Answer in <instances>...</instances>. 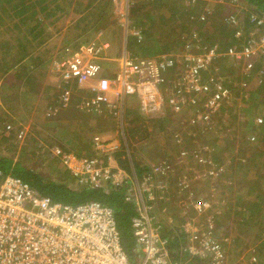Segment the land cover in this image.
I'll use <instances>...</instances> for the list:
<instances>
[{"label": "rangeland", "instance_id": "obj_1", "mask_svg": "<svg viewBox=\"0 0 264 264\" xmlns=\"http://www.w3.org/2000/svg\"><path fill=\"white\" fill-rule=\"evenodd\" d=\"M249 6L247 0H231L229 3L228 0H54L51 7L55 11L51 17H40L42 30L30 32L23 26L19 32L18 29H11L12 32L3 33V38L0 36L1 40L11 41L12 37V46H16L15 53L9 51L8 64L27 55L22 61L26 67L19 70L17 67H21L22 63L16 66L4 76L5 83L0 84V157L36 167L37 171L57 181L66 178L73 181L68 177L70 171L68 175L61 172L66 167L58 152L68 153L66 149H69L77 153L78 159L93 157L95 153L91 143L95 138L103 139V136L120 140L122 135H127L130 141L128 155L136 166L148 162L147 155L164 157L161 161H167V164L158 162L154 166L174 168L168 182L178 180L179 184L182 181L180 179H186L189 183L185 192L177 190L173 191L176 194H170V191L164 196L169 202L166 212L163 211L169 213L177 227L185 223L191 234L189 236L195 235L198 239L209 236L218 240L228 258V262L225 259L220 264H247L256 260L257 255L261 256L264 264V245H261L264 240V156L257 161H250L253 157L252 148L257 142L252 128L263 127L264 115L225 113L221 111V106L216 116L196 126L188 121L192 112L167 111L162 120L142 121L147 133L144 137L130 135L132 130L128 129V118L121 125L122 121L117 116L114 119L103 116L109 112L105 109H102L104 113L99 112L97 115L78 109L77 112V103L62 110L57 118H52V114H57L54 107L58 93L54 88L57 77L51 64L62 54L93 44L104 64V75L109 77L106 71L116 68V60L123 54V48H128L129 52L131 48L141 51L149 44L151 47L147 52L150 58H155L161 55L159 51L164 52V46H168L178 50L175 54L179 57L174 72L165 74L166 86L168 81L170 83L175 78V70L183 63L184 56L201 51V40L196 43L188 41L184 45L176 41L182 28H190L194 24L193 20L205 21L209 28L205 31L207 37L211 44L221 49L230 39V31L219 28L224 25L225 13L234 7L235 12H227L230 17L226 21L230 24L233 22L231 17L244 15L249 11ZM51 7L49 12H52ZM209 15L217 16L209 22ZM124 28L130 29L129 32ZM138 28L146 30L149 35L140 44L132 39V32H137ZM172 31L175 33L172 34ZM229 50L233 48L224 51ZM254 61L251 60V63ZM228 63L235 72L239 70L236 76L229 69L227 76L208 72L204 77L211 82L238 81L237 85L240 86L247 85L246 79L253 78L250 73L252 69L247 71L249 64L242 60L222 59L218 64L219 70L226 68ZM238 73L244 80L238 78ZM229 76H235L238 80ZM91 96V93L85 94L86 98ZM127 106L136 109L135 102ZM159 122L165 125L161 127ZM206 127L210 128L204 129ZM58 133L64 139H59ZM157 142L170 150V154ZM51 149V156L55 158L50 156ZM124 160L121 157V162ZM255 196H258L256 201ZM200 198L205 199L209 207L199 215L190 202L195 203ZM164 199L160 203L162 206L165 205ZM246 206L251 210L248 211ZM181 239L185 241L182 236ZM193 245L196 250L202 246L198 241L193 242ZM205 262L203 260L197 264H207Z\"/></svg>", "mask_w": 264, "mask_h": 264}, {"label": "built area", "instance_id": "obj_2", "mask_svg": "<svg viewBox=\"0 0 264 264\" xmlns=\"http://www.w3.org/2000/svg\"><path fill=\"white\" fill-rule=\"evenodd\" d=\"M256 19L252 16L251 21ZM231 20L233 24L237 23L236 17H231ZM256 26L259 28L253 33L259 34L260 40H251L250 47L242 51L222 52L216 47L205 46L198 54L184 56L183 63L175 70V78L166 86L165 74L174 72L177 54L138 58L126 53L116 60L115 74L110 78L104 75V64L93 44L71 49L55 60L52 67L59 77L58 103L64 108L74 97H79V110L101 113L105 109L120 118L122 125L130 99L139 104L138 113L143 120L161 119L167 111L180 112L187 108L192 112L188 121L192 125H201L219 113L224 99L230 95L229 89L218 80L208 81L204 74H218V64L222 59L250 63L257 55L264 57L262 19L257 20ZM238 35H243L240 29ZM135 36L140 41L143 39L137 32ZM262 75L264 69L259 72V78ZM87 93L92 96L86 98ZM120 147L117 141L105 142L95 138L93 157L78 159L73 153L60 152L58 156L70 175L82 180V186L96 188L109 183L116 188L129 187L136 207L130 227L137 249L142 254L140 264H178L173 263L169 252L170 243L175 238L172 233L177 229L176 223L169 216L157 214L159 202L168 193L170 168L152 166L138 180L114 160ZM178 187L185 191L189 183L182 179ZM198 200L192 202V207L200 214L209 207V203L202 198ZM187 227H178L179 233L188 240L186 243L181 241L179 248L186 262L183 264H197V260H206L207 264H220L225 259L228 262L218 240L209 236L201 239L189 236ZM197 241L202 246L196 250L193 242ZM0 264L133 263L123 247L113 207L94 201L77 206L55 202L23 180L0 172Z\"/></svg>", "mask_w": 264, "mask_h": 264}, {"label": "trees", "instance_id": "obj_3", "mask_svg": "<svg viewBox=\"0 0 264 264\" xmlns=\"http://www.w3.org/2000/svg\"><path fill=\"white\" fill-rule=\"evenodd\" d=\"M230 1L231 0H228V3ZM247 3L250 4L248 8L249 11L244 15L239 14L238 17L236 18L237 21L236 24L233 23L228 24L226 21V18L230 17L227 16V12L229 11L235 12L234 7H232V9L229 8L230 10L229 11L227 10V12L225 13L224 25L222 24L221 26H219V28L220 29L227 28L231 33L229 32L228 34L230 38L229 43L222 46L221 49L217 48L219 51L221 50L222 52H227L224 50L230 48L242 51L245 47L247 46L250 47L251 44L249 42H251V40H255V41L260 40L259 34L256 35L253 33V31L259 28L256 26L257 20L262 19V22L264 24V0H247ZM53 4H54V0H0V29L2 30V31L0 30V36H2L3 38L4 36L3 33L4 32L10 33L12 32L10 31L11 29H13L14 31L15 29H18L17 32H19L20 31L19 28L23 26L27 27V30H29L30 32H34V31L36 32L38 30H42L43 25L41 23L40 17L43 15L44 18L46 19L48 17H51L53 11H55V9L51 7ZM50 7L52 12H49ZM215 16L217 15H209L210 18L209 22L211 18ZM252 16L257 17V19L254 22L251 21ZM8 22H10V26L8 25ZM192 22H194V24L190 28L188 27L182 28V30L178 32L176 41L177 42L181 41L182 42L181 44L184 45V43L185 42L187 43L188 41H194V43H196L201 40L202 41L200 43L201 49L204 48L205 46L215 47L213 43L211 44L210 38L207 37L208 35H206L207 33H205V31L209 29L206 22L199 20H193ZM239 26L243 35L237 36V32L239 31ZM173 33L175 32L172 31V34ZM143 36L144 39L149 37L148 32L146 30H143ZM10 38L13 41V38L12 37ZM12 41L10 39L9 40L0 39V84L5 83L6 80L4 76L8 74L11 70L15 69L16 66H19L24 60V57L27 56L25 54V56H23L22 58H18L15 62L13 63L10 62V64H8L7 57L9 55V51L12 53H15L17 51L16 46H12ZM18 47H20V45L17 46V48ZM149 47H151V45L148 44L146 48L143 47L144 49H140L141 51H139L138 49L131 48V52L132 51L133 52L132 53L130 52V54L138 58L139 57L149 58L150 54H148L147 52ZM163 49L164 52L159 51L160 54H175V52L178 51L174 48H169L168 46H164ZM261 61L263 62L262 65L264 67V57L260 54L256 56L255 61L253 63H257ZM22 67H26L24 63H22L21 67H17V69L21 70ZM231 67L232 65H229L228 63L226 68H221V71L217 75L221 76L223 74H226L227 76L228 73H230L229 69H232ZM248 70L249 69H247V71ZM238 71L239 70H236V72ZM232 72L235 73L233 69ZM213 75H216V73H214ZM231 76H229L228 78H233L236 80L235 76L234 77ZM238 77H242V75L239 74ZM260 77L262 78H258L257 76V78L255 79L258 81V84L256 83V85H254L253 87L249 86L247 88L244 86V88H240V89L238 88V86L237 87L234 86L235 83L233 81L230 83L220 82L230 91L229 97L224 99L223 101L222 104L223 107L221 111L225 113L226 112H234V113L238 112L244 114L249 113L250 115L254 114V116L256 114L258 115L260 114L263 116L264 115V75ZM259 81L262 82L259 83ZM58 101L59 99L56 100L57 104L54 107V109H56L57 114L52 116V118L54 117L57 118V116H59L63 112L62 110H66L69 107H73L75 103H78L80 101V98L74 97L70 104L71 106L68 105L67 107L64 108L58 103ZM125 108L127 109H125L126 112L124 113L123 116V122H126L127 118L129 119L130 124H128V129L132 130L130 135L132 136L141 135L144 137V134L147 133L145 131V125L142 122L143 118L140 116L139 113H136L138 112V109L137 111L136 110L133 111L132 109L129 110L128 108L130 107L128 106H126ZM78 111L80 110L78 109ZM94 114L97 115V113ZM104 114L105 115L103 116L109 117V114L107 113ZM159 123L161 127L165 125L162 122ZM261 126L263 127L261 128L255 127V129L252 128V132L256 133L257 142L255 146L252 148L253 151H251L253 153V157L250 160L251 162L257 161L260 158H262V156H264V124H262ZM208 128L210 127H206L204 129L208 130ZM196 129H200V128L197 127ZM140 138L142 139V137ZM128 141L129 140L127 138V135L124 136L122 135V139H121L122 145L119 151L116 153V159L118 160V162H120L119 164L122 169H124L130 176H135L138 180H140L142 176L145 173L149 172L150 170L146 166H136L134 162L130 161L131 157L130 155H128V149L130 151L129 148L130 144L128 143ZM66 151L68 153H71L70 152L71 150L69 151V149H66ZM46 153L48 152L46 151ZM50 156H51V152H50ZM121 157L125 158L124 162H121ZM35 168L31 167L30 165H26L25 163L17 162L7 157H0L1 173L5 175H11L23 180L24 182L28 183L33 189L39 192L42 196L48 197L55 202H60L62 204L71 205V206H77V205L85 204L87 202L94 201L113 207L116 211L117 221L121 231L122 244L126 253L128 254L133 264H140V262H142V254L137 249L135 239L133 237L130 227V221L132 217L136 215V207L134 205L132 197L128 192L129 187L126 186L128 189L126 187L116 188L111 186L109 183H107V185L105 183L103 187L90 188L87 186H82L80 183H76L79 182V179L75 177L73 178L71 175H68L69 171L67 168L62 169L61 172L63 174L68 175L69 179L73 181H68L67 178L62 181H57L55 179L46 176L42 172L37 171V168L36 169ZM168 178L171 177L169 176ZM176 183L177 181L167 182L169 188L168 190L171 191V187L173 189ZM257 199L258 196H255L254 200L256 201ZM246 209L248 211L251 210L250 207H247ZM159 210H160V206L157 210V214L159 216H162ZM249 213H251V211ZM172 234L175 236V238L173 241H171L169 247L171 259L173 263H178V264L186 263L184 257L180 255V251H179L180 245L182 244L181 242H179V240L180 241L182 240L180 239L182 235L179 233L178 227L177 229H175V232H173ZM262 243L264 245V240L261 241V245ZM259 251L262 252V250L260 249ZM197 262L200 261L197 260ZM187 264H193V263L188 262ZM247 264H262V260L260 259V256H258V258L256 256V260L247 262Z\"/></svg>", "mask_w": 264, "mask_h": 264}, {"label": "crops", "instance_id": "obj_4", "mask_svg": "<svg viewBox=\"0 0 264 264\" xmlns=\"http://www.w3.org/2000/svg\"><path fill=\"white\" fill-rule=\"evenodd\" d=\"M148 1H150V0H148ZM126 20V19H125ZM117 26H118V24H117ZM124 30H127V29H125L124 28ZM129 30L130 29H128L127 30V32H129ZM136 31H137V33H139L140 35H142L143 36V30L141 29V28H138V29H136ZM135 34H136V32L134 31V32H132V39L133 40H135V43L136 44H140L143 40H145L144 39V36H143V39L140 41L136 36H135ZM103 43H105V42H103ZM106 45H108V44H106ZM126 53H130L129 51H128V48H123V54L121 55V56H123L124 54H126ZM62 57V56H61ZM59 59V58H58ZM55 60H57V59H55ZM55 60H53V62H52V64H51V66L53 67V63H54V61ZM262 61L261 62H257V63H248L249 64V66H248V69H252L251 70V74L253 75L252 77V79H246L247 80V85H245V87L247 88V87H249V86H251V87H253L254 85H256V83L258 84V81L257 80H255L256 78H257V74H259V72L261 71V70H263L264 69V67H263V65H262ZM247 68V67H246ZM245 68V69H246ZM232 70V69H231ZM106 72H108V74H109V77L110 78H112L113 76H114V74H115V72L112 70L111 71V69H107V71ZM53 73H54V71H53ZM55 75V74H54ZM235 76H236V72H235ZM55 77H57V80H56V82L59 84V77L57 76V75H55ZM239 78V77H238ZM258 78H259V75H258ZM241 79H243L244 80V77L242 76V78ZM236 80H238L237 78H236ZM57 83H56V86H54V88H55V90H56V92L58 93V95H59V89H58V85H57ZM235 84H234V86H238V88L240 89V88H244V86H240V85H237L238 84V81H235L234 82ZM241 84V83H240ZM251 90H252V88H251ZM131 102H135V101H133V100H128L127 101V104L128 103H131ZM77 107V106H76ZM128 107H130V106H128ZM77 109V108H76ZM127 109V108H126ZM129 110L130 109H132L133 110V108L132 107H130V108H128ZM137 109H139V104H136V109L135 110H137ZM188 109L187 108H184L182 111H180V112H184V111H187ZM134 111V110H133ZM136 112V111H135ZM188 112H190L191 113V110H188ZM136 113H138V112H136ZM179 113V112H178ZM107 114H109V112H107ZM172 114H174V113H172ZM109 117H111V119H114L115 117L114 116H112L111 114H109ZM159 120H161V119H156V120H149V121H159ZM58 136H59V139L61 138V139H64V137L63 136H61L60 135V133H58ZM103 139H101V140H103V141H110V142H112V141H118L119 142V144H120V146L122 145L121 144V139H122V137H120L121 139L120 140H117V139H107V138H104L103 136H101ZM107 139V140H106ZM146 141V140H145ZM158 144H159V146L160 147H163L164 149L163 150H167L166 151V153L168 154H170V150H168L165 146H161L160 145V143L159 142H157ZM64 144V143H63ZM92 148H93V141H92ZM121 148V147H120ZM52 150L53 149H51L50 150V152L51 153H53L52 152ZM119 151V150H118ZM117 151V152H118ZM183 151V150H182ZM181 151V152H182ZM71 153H74V154H77L76 152H73V151H70ZM116 152V153H117ZM116 153H115V161H116V163H117V165L118 166H120V162H118V160L116 159ZM148 157V162H142L139 166H147V167H149V169L150 168H152V166H154V165H156L158 162V164H160V162H162V163H164V164H167V161H161V160H163L164 159V157H150L149 155H147ZM180 156V155H179ZM195 156H197V155H195ZM194 156V157H195ZM183 157V156H182ZM196 158V157H195ZM196 159H198V158H196ZM180 161H181V163H182V158H180L179 159ZM135 163V162H134ZM173 167H171L170 166V176H172V173H173ZM67 172V171H66ZM183 176V175H182ZM180 180H182V179H180ZM177 184V185H176ZM175 185H174V187H173V190H172V187H171V193H170V191L168 190V193H170V194H172V193H175V192H177V189H178V191L179 192H185V191H181L180 189H179V187H178V180H177V183H176ZM177 187V188H176ZM173 191H175V192H173ZM176 194V193H175ZM204 197V196H203ZM165 199H164V204L165 205H161L160 203H161V201L159 202V206H160V210H159V212L162 214V215H165L166 216V206H167V204H168V199H166V197H164ZM172 198V195L170 196V199ZM168 201V202H167ZM192 202H190V204H191ZM163 210H165V212L163 211ZM168 215L167 216H169L170 218H172L170 215H169V213H167ZM195 215H196V213H194ZM200 215V214H199ZM173 219V218H172ZM183 224H185V223H183ZM183 224H181V225H183ZM185 226H188V225H186L185 224ZM163 230H166V228L164 227V229ZM182 238L185 240V241H183L184 243H186V241H187V239H186V237L183 235L182 236ZM179 242H181L180 240H179ZM257 255V254H256ZM257 258H258V255H257ZM260 259L262 260V258H261V256H260Z\"/></svg>", "mask_w": 264, "mask_h": 264}]
</instances>
